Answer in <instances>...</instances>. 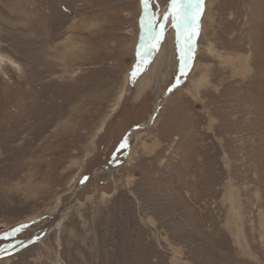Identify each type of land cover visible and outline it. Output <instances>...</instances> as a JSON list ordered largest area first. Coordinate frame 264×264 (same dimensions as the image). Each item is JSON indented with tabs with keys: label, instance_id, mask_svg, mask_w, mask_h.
Masks as SVG:
<instances>
[{
	"label": "rangeland",
	"instance_id": "1",
	"mask_svg": "<svg viewBox=\"0 0 264 264\" xmlns=\"http://www.w3.org/2000/svg\"><path fill=\"white\" fill-rule=\"evenodd\" d=\"M141 14L0 0V246L43 231L0 264H264V0H204L187 74L169 23L133 82Z\"/></svg>",
	"mask_w": 264,
	"mask_h": 264
},
{
	"label": "snow or ice",
	"instance_id": "2",
	"mask_svg": "<svg viewBox=\"0 0 264 264\" xmlns=\"http://www.w3.org/2000/svg\"><path fill=\"white\" fill-rule=\"evenodd\" d=\"M140 2L142 14L139 23L142 35L139 48L141 50L136 53L139 59L130 73V79L134 82L137 75L144 70L143 64L148 63L144 57L151 55L154 50H158L169 23L176 30L180 74L186 75V69L189 67L192 57V41L199 34L197 21L202 14L204 0H168L166 8L161 13L153 11L152 0H140ZM181 42H184L186 46H182ZM140 61H143V64ZM179 82L178 77L177 83ZM26 227L27 225L22 224L14 231L18 232Z\"/></svg>",
	"mask_w": 264,
	"mask_h": 264
},
{
	"label": "bare ground",
	"instance_id": "3",
	"mask_svg": "<svg viewBox=\"0 0 264 264\" xmlns=\"http://www.w3.org/2000/svg\"><path fill=\"white\" fill-rule=\"evenodd\" d=\"M119 161H120V159H115L114 162H119ZM113 165H114V163L111 164V166H113ZM108 168H110V167H108ZM66 213H67V209H64L60 214H58L57 217H55V219L52 220V223L47 225L46 231L52 230V229L60 230L61 226H62V223H63L64 216L66 215ZM42 234H43V231L42 232L38 231V232H36L34 234H30V235L26 236L25 238H23L17 244H14V245L12 244V246H9V247L0 246V255L9 253L10 251H14L18 247H21L22 245H24L25 243L30 242L31 240H37V239H39L42 236ZM58 239H59V242H60L61 241L60 237H58ZM57 263L58 264H62V263H60V261H58Z\"/></svg>",
	"mask_w": 264,
	"mask_h": 264
}]
</instances>
